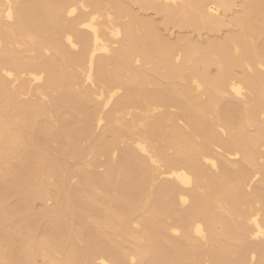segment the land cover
<instances>
[{"label":"bare ground","instance_id":"1","mask_svg":"<svg viewBox=\"0 0 264 264\" xmlns=\"http://www.w3.org/2000/svg\"><path fill=\"white\" fill-rule=\"evenodd\" d=\"M0 264H264V0H0Z\"/></svg>","mask_w":264,"mask_h":264},{"label":"rangeland","instance_id":"2","mask_svg":"<svg viewBox=\"0 0 264 264\" xmlns=\"http://www.w3.org/2000/svg\"><path fill=\"white\" fill-rule=\"evenodd\" d=\"M151 13V12H150ZM144 14H147V13H144ZM156 18V17H155ZM177 31V29L175 30V33H173L174 32V29L173 30H170V31H167V32H165L166 34H169V36L171 35V37H174V35L176 34V33H178V31ZM171 33H173V34H171ZM193 36H194V34H193ZM194 37H196V35L194 36Z\"/></svg>","mask_w":264,"mask_h":264}]
</instances>
